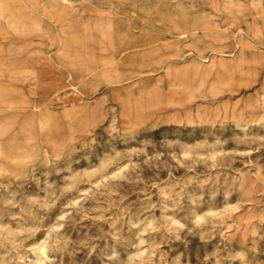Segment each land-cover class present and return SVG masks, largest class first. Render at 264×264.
I'll return each instance as SVG.
<instances>
[{"label": "rangeland", "instance_id": "rangeland-1", "mask_svg": "<svg viewBox=\"0 0 264 264\" xmlns=\"http://www.w3.org/2000/svg\"><path fill=\"white\" fill-rule=\"evenodd\" d=\"M0 264H264V0H0Z\"/></svg>", "mask_w": 264, "mask_h": 264}]
</instances>
